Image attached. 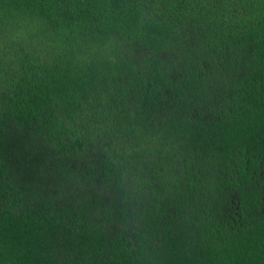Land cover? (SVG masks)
Listing matches in <instances>:
<instances>
[{
	"label": "trees",
	"instance_id": "16d2710c",
	"mask_svg": "<svg viewBox=\"0 0 264 264\" xmlns=\"http://www.w3.org/2000/svg\"><path fill=\"white\" fill-rule=\"evenodd\" d=\"M0 264H264V0H0Z\"/></svg>",
	"mask_w": 264,
	"mask_h": 264
}]
</instances>
